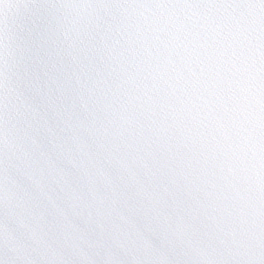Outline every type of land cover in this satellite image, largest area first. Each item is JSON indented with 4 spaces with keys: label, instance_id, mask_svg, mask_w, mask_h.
Instances as JSON below:
<instances>
[{
    "label": "snow or ice",
    "instance_id": "6c2138e0",
    "mask_svg": "<svg viewBox=\"0 0 264 264\" xmlns=\"http://www.w3.org/2000/svg\"><path fill=\"white\" fill-rule=\"evenodd\" d=\"M0 264H264V0H0Z\"/></svg>",
    "mask_w": 264,
    "mask_h": 264
}]
</instances>
